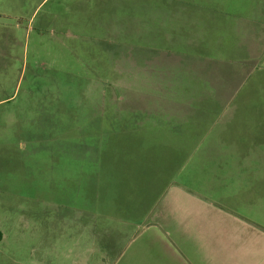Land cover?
<instances>
[{"label": "rangeland", "instance_id": "rangeland-1", "mask_svg": "<svg viewBox=\"0 0 264 264\" xmlns=\"http://www.w3.org/2000/svg\"><path fill=\"white\" fill-rule=\"evenodd\" d=\"M154 227L264 264V0H0V264H158Z\"/></svg>", "mask_w": 264, "mask_h": 264}, {"label": "crops", "instance_id": "crops-1", "mask_svg": "<svg viewBox=\"0 0 264 264\" xmlns=\"http://www.w3.org/2000/svg\"><path fill=\"white\" fill-rule=\"evenodd\" d=\"M153 233H154L153 236L157 235L159 236L160 239L161 238L164 239V245H162L161 247L159 246V248L162 249L161 255L160 254L158 255L157 252L153 254V257L158 264H190L186 259V257L182 253H180L176 245L169 239L170 233H165L164 230L162 229L160 230L155 227L153 229ZM130 244L132 246L134 243H130ZM129 246L127 247V249L129 248ZM127 249L126 250L124 249L125 251L121 253V256L128 254L126 252ZM129 250L130 249H128V251ZM177 258L179 262H176Z\"/></svg>", "mask_w": 264, "mask_h": 264}, {"label": "trees", "instance_id": "trees-1", "mask_svg": "<svg viewBox=\"0 0 264 264\" xmlns=\"http://www.w3.org/2000/svg\"><path fill=\"white\" fill-rule=\"evenodd\" d=\"M0 239H1V234H0Z\"/></svg>", "mask_w": 264, "mask_h": 264}]
</instances>
